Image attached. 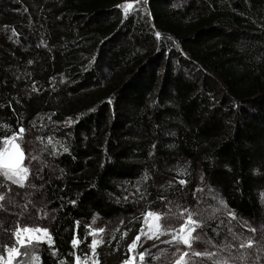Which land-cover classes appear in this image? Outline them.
Instances as JSON below:
<instances>
[{
    "label": "trees",
    "instance_id": "obj_1",
    "mask_svg": "<svg viewBox=\"0 0 264 264\" xmlns=\"http://www.w3.org/2000/svg\"><path fill=\"white\" fill-rule=\"evenodd\" d=\"M121 2L0 0V143L23 127L30 168L23 188L0 176V255L40 227L53 239L27 264H74L89 230L124 218L119 238L174 202L216 253L201 264H264L223 254L233 233L264 235V0H147L127 16Z\"/></svg>",
    "mask_w": 264,
    "mask_h": 264
},
{
    "label": "snow or ice",
    "instance_id": "obj_2",
    "mask_svg": "<svg viewBox=\"0 0 264 264\" xmlns=\"http://www.w3.org/2000/svg\"><path fill=\"white\" fill-rule=\"evenodd\" d=\"M139 2V0H138ZM146 4L147 0H143ZM125 12L128 11L132 7L131 4L123 5ZM15 30H13L14 32ZM159 37V33L156 34ZM71 123V121H69ZM25 129L20 127L18 132L13 133L10 137H6L0 143V176H2L6 181L11 182L12 185L19 186L21 188L26 186V182L30 176V168L25 165V152L23 151L21 144L23 142V137L25 134ZM49 143L51 141L49 140ZM67 149H65L66 151ZM30 159H36V157H31ZM179 183L181 185L185 184V180H180ZM3 187V185H0ZM6 196L4 194H0V208L3 207V202L5 201ZM74 203V202H73ZM223 203V202H222ZM180 217H184L181 226L178 229H168L164 226L161 221L164 219L163 215L149 211L145 215V223L147 224L148 231L145 232L144 229H141L140 234H138L133 243L129 246V252L133 251L141 240V236H146L148 239H159L162 235H171V240L165 241L168 244H176V245H184L185 247L191 249L194 242L199 240V235L197 234V230L202 227V224L194 212L185 208L179 213ZM229 215L232 219H236L234 213L229 212ZM152 221V223H148ZM104 230L99 229L98 232L102 233ZM231 232V229H229ZM249 231L255 232V228H249ZM42 234L41 235H25V234ZM93 236V240L91 243V254L87 256L82 261L81 256L76 255L74 258V264H99L98 259H93L97 257V245L99 243H103L102 240L96 239V233H90ZM15 237V245L18 246H9L6 249L7 259L4 258L3 255H0V264H13V261H16V264H27V262L23 259V257H30L31 260L35 261L38 259V256L35 254V245L43 242L44 238L47 241H52V236L47 228H30V227H17L13 233ZM126 235V234H125ZM233 239L239 240V248L240 249H250L255 246L254 240L252 238L242 239L240 236L233 233ZM73 247H77L80 243L79 237H74L71 241ZM29 246H32L31 248ZM228 247H232L229 245ZM23 249V251H21ZM195 257H212L215 256L216 253L212 252H183L179 259L175 261V264H192V261L189 260V256ZM146 253H139V259L141 264L145 260ZM20 257L21 259L17 260ZM240 259L243 261L245 259L242 254ZM133 259L127 260L124 264H133ZM63 264V262H61ZM219 264H229L228 260H223L219 262Z\"/></svg>",
    "mask_w": 264,
    "mask_h": 264
},
{
    "label": "rangeland",
    "instance_id": "obj_3",
    "mask_svg": "<svg viewBox=\"0 0 264 264\" xmlns=\"http://www.w3.org/2000/svg\"><path fill=\"white\" fill-rule=\"evenodd\" d=\"M131 4L132 7L130 9H128L127 12H125L124 7H121L123 5H128ZM143 0H122V2L119 4V8L123 14V16H127L130 14H134L137 11H141L142 7H143ZM107 65H105L106 67ZM108 67L104 68V72L108 71ZM130 190L135 193L137 196L139 195V193H141V191L143 190V186L141 184H135L133 186L130 187ZM131 194V192L129 193ZM133 195V194H132ZM208 197L207 194L203 195ZM134 197V196H133ZM182 207L178 206L176 203L172 202V203H166L164 205L163 208V213H159V212H155L158 214L163 215L164 219L161 221V223L166 226L168 229H178L182 222L184 217H180L179 213L181 212ZM149 212V211H148ZM146 215V214H145ZM145 215L144 217H138L136 220H134L132 223H127V221H125L124 225H123V230L119 232V238H114V236H110V234L114 231L117 230V226H120V222L124 219V218H120L119 220L116 221V223H112L113 225H115L116 228L113 229V231H111V233H109L110 231L107 230L106 227L103 228V232L99 233L96 230L90 231L89 233H96V239L97 240H102L103 243H99L97 245V257L93 258V259H98L99 264H105V261L103 263H101V258H104V256H106L109 259H113V257H115V262H120V264H124V259L127 258V260L133 259V257L130 255H126V253H124V250H126V248H124L123 244H127L130 243L129 245H131L133 243L134 238L138 235L137 234V229L134 230V226H132V224L134 225H138L141 226L140 229H144L145 232L148 231V227L147 224L145 223ZM197 216V215H196ZM143 218V219H142ZM197 218V217H196ZM142 219V220H140ZM148 223H152V221H149ZM202 228V227H201ZM201 228L197 230V234L199 235V240L197 242H194L192 245V248L189 249L187 247H185L184 245H176V244H168L165 243V241H169L171 240V235H162L159 237V239H148L146 236H141V243H138V246L131 251V253L133 255H136L139 257V253L143 252L144 253V248H147L148 246L152 248V252L154 254H157L160 256V260L161 263L164 264H175V261L177 259H179L180 255L183 252H189L190 254L193 252H209L210 248L204 246L205 244H203V242L201 241L203 239V235L201 233ZM249 228H254L253 226H250ZM248 228V229H249ZM260 232H256L251 234L249 232V230H247V234H248V238H252L254 240L255 246L253 248L250 249H242L244 250V252L247 254V252H249V257H253L255 256L256 259H264V253L262 252V250L264 251V235L263 234H259ZM126 234V235H125ZM137 234V235H136ZM140 234V233H139ZM27 235H41L42 234H25ZM48 242L46 238H44L43 242ZM38 244L35 245V250ZM129 245L127 246L128 252H129ZM238 243H236L235 241H233L231 243L232 248H238ZM30 248L32 246H29ZM207 248V249H206ZM215 248V247H213ZM221 249V248H220ZM21 251H23V249H21ZM229 251H233L230 250V247H228L227 249L224 250V256H232V253H230ZM91 254V248H90V252L84 253L82 251H78L77 255L81 256L82 261L84 260L85 257L90 256ZM129 256V257H128ZM193 257V258H191ZM7 259V258H6ZM21 259L20 257L17 258V260ZM23 259L28 263V258L27 257H23ZM189 260L192 261V263H197V264H201V261L203 259V261H205V263L208 262V259H205L204 257H195L190 255ZM113 260V261H114ZM140 261V259H139ZM154 261V260H153ZM210 261V260H209ZM217 262H221L220 259H218ZM13 264H16V261H13ZM89 264H91V262H89ZM133 264H136L135 261L133 260ZM158 264V263H157Z\"/></svg>",
    "mask_w": 264,
    "mask_h": 264
}]
</instances>
